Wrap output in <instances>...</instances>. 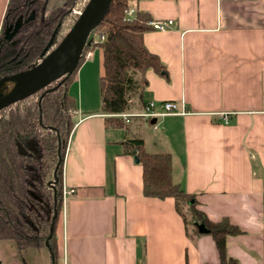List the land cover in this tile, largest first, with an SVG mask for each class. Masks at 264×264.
Segmentation results:
<instances>
[{
	"label": "crops",
	"instance_id": "crops-1",
	"mask_svg": "<svg viewBox=\"0 0 264 264\" xmlns=\"http://www.w3.org/2000/svg\"><path fill=\"white\" fill-rule=\"evenodd\" d=\"M8 2L0 0V33ZM128 7L172 21L143 36L163 72H145L130 110L172 101L185 114L106 126L102 52H88L67 89L76 109L61 185L73 192L62 201L57 264H220L212 238L195 236L172 198L142 194L141 165L123 146L133 137L148 153L170 155L173 183L196 196L210 221L227 218L241 230L227 239L229 257L264 264V0H139ZM89 76L98 82L96 98L82 93Z\"/></svg>",
	"mask_w": 264,
	"mask_h": 264
},
{
	"label": "trees",
	"instance_id": "trees-1",
	"mask_svg": "<svg viewBox=\"0 0 264 264\" xmlns=\"http://www.w3.org/2000/svg\"><path fill=\"white\" fill-rule=\"evenodd\" d=\"M49 1L9 0L0 33V78L34 65L52 36L48 52L53 50L77 20L74 11L81 12L88 0H62L61 6L47 12ZM130 1L139 0L112 1L103 21L93 30L104 36L103 41L84 48L69 76L0 111V240L12 241L19 254L46 248L52 264H57L62 164L76 109L67 89L84 54L94 48L102 52L100 112L106 115V126L125 127L117 115L130 110V94L145 85V72H163L159 58L143 42L144 34L151 30L147 26L151 18L143 12L127 18L124 12ZM135 73L140 75L139 80L134 79ZM123 146L124 152L134 155L141 165L142 194L172 198L184 224L194 226L193 234L212 238L220 264H238L227 255L226 242L241 230L227 218L210 221L198 209L196 196L173 183L170 155L146 152L143 141L136 137L125 140ZM53 174L56 181L51 184ZM181 206L186 207L189 221ZM197 225H202L205 233H200Z\"/></svg>",
	"mask_w": 264,
	"mask_h": 264
},
{
	"label": "water",
	"instance_id": "water-1",
	"mask_svg": "<svg viewBox=\"0 0 264 264\" xmlns=\"http://www.w3.org/2000/svg\"><path fill=\"white\" fill-rule=\"evenodd\" d=\"M112 1L88 0L69 32L53 50L48 52L52 36L36 64L1 77L0 85L8 83V86L0 98V111L69 76L77 68L83 50L89 44V34L101 24ZM19 151L21 152L20 147ZM135 162L138 160L135 159ZM198 231L205 233L203 226Z\"/></svg>",
	"mask_w": 264,
	"mask_h": 264
},
{
	"label": "rangeland",
	"instance_id": "rangeland-1",
	"mask_svg": "<svg viewBox=\"0 0 264 264\" xmlns=\"http://www.w3.org/2000/svg\"><path fill=\"white\" fill-rule=\"evenodd\" d=\"M62 5V0H50L47 3V12L59 7ZM78 13L79 11H74ZM36 64V63H35ZM134 79L138 80L139 74L135 73L133 75ZM88 78V77H87ZM90 82V83H89ZM95 79L93 76H89L87 81H83L81 84L82 93L91 95V97L95 95L96 98V92L98 90V82L94 84ZM95 85V86H94ZM128 114H131V116L126 117V119H123L121 117L123 122L125 123V126L127 125V122L129 119H135L140 120L141 122L144 120L141 117H136L135 115L139 112H134L133 110H129L126 112ZM118 117V116H117ZM68 139V138H67ZM67 142V141H66ZM60 156V155H59ZM53 181V180H52ZM53 184V183H51ZM49 205V204H47ZM182 214H184L185 218L189 221V214L186 210L185 206H181ZM0 261L2 264H52L49 256V252L46 248H34V249H28L21 254L18 253V251L15 248V245L12 241L9 240H0Z\"/></svg>",
	"mask_w": 264,
	"mask_h": 264
},
{
	"label": "built area",
	"instance_id": "built-area-1",
	"mask_svg": "<svg viewBox=\"0 0 264 264\" xmlns=\"http://www.w3.org/2000/svg\"><path fill=\"white\" fill-rule=\"evenodd\" d=\"M79 13L80 12H78L77 14H79ZM124 13H125V16L127 18H132L135 15L134 11L130 10L129 8L126 9ZM170 25H172V21L162 22V21L150 20L147 22V26L150 27L151 30H155V31H164ZM103 39H104L103 35H99L94 31H92L88 36L89 44L101 42V41H103ZM88 52H86L84 54V58H87L89 56ZM183 114H185V111L183 109L180 110L175 102L165 101V102H162L161 104H159V106H157L155 104V102H149V103L145 104L143 106L142 111L139 112L138 114H136L135 116L141 117V118L148 120L150 122L151 121L154 122L158 118H162L165 116L183 115ZM117 116L121 117L123 119H126V117L131 116V114L122 113V114H119ZM66 145H67V142H66ZM72 192H73V190H69L64 185H62V187H61L62 201H64L65 198L67 196H69Z\"/></svg>",
	"mask_w": 264,
	"mask_h": 264
},
{
	"label": "bare ground",
	"instance_id": "bare-ground-1",
	"mask_svg": "<svg viewBox=\"0 0 264 264\" xmlns=\"http://www.w3.org/2000/svg\"><path fill=\"white\" fill-rule=\"evenodd\" d=\"M7 86H8V83L1 84L0 85V98L2 97V95L4 94V92L6 91Z\"/></svg>",
	"mask_w": 264,
	"mask_h": 264
},
{
	"label": "flooded vegetation",
	"instance_id": "flooded-vegetation-1",
	"mask_svg": "<svg viewBox=\"0 0 264 264\" xmlns=\"http://www.w3.org/2000/svg\"><path fill=\"white\" fill-rule=\"evenodd\" d=\"M56 181V178H55V176H54V174H53V181H51V183H53V182H55Z\"/></svg>",
	"mask_w": 264,
	"mask_h": 264
}]
</instances>
